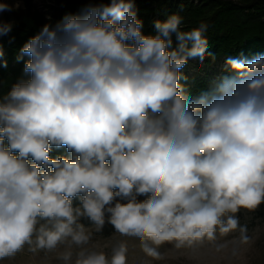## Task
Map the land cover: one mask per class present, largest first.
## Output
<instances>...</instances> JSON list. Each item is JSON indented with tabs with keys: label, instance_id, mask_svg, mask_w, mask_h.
Listing matches in <instances>:
<instances>
[{
	"label": "clouds",
	"instance_id": "9594fccd",
	"mask_svg": "<svg viewBox=\"0 0 264 264\" xmlns=\"http://www.w3.org/2000/svg\"><path fill=\"white\" fill-rule=\"evenodd\" d=\"M183 25L174 14L146 35L135 0H89L22 46L0 95V260L67 242L65 264H127L124 242L110 257L89 246L106 223L157 260L166 243L250 242L239 213L264 204V54L227 56L194 96L182 69L216 57L207 23ZM13 26L0 18V37Z\"/></svg>",
	"mask_w": 264,
	"mask_h": 264
},
{
	"label": "trees",
	"instance_id": "16d2710c",
	"mask_svg": "<svg viewBox=\"0 0 264 264\" xmlns=\"http://www.w3.org/2000/svg\"><path fill=\"white\" fill-rule=\"evenodd\" d=\"M198 1L196 4L194 0H135V9L138 18L143 21V31L146 35L155 34V21H166L174 14L184 18V30L197 27L202 21L207 23L205 35L209 51L215 55L216 60L213 62L209 57L201 63L196 59L199 65L212 66L222 63L227 56L243 55L252 58L256 54H264V0H242L238 4L226 0ZM88 2L89 0H62L60 7L55 9L51 16L35 10L31 3L27 2L24 9L14 13L12 31L0 37L4 53H10L7 59H12L14 53L20 50L44 24H55L68 13L76 14ZM190 60L182 69L187 80L181 82L194 96L201 91H210V83L207 80L189 75ZM7 75L8 69L0 68V78ZM57 155H67V152L64 148L54 150L53 158ZM144 198L142 197V200ZM75 203L78 204V201ZM261 206L264 207V204ZM114 233V228L107 223L100 232L104 237H110Z\"/></svg>",
	"mask_w": 264,
	"mask_h": 264
},
{
	"label": "rangeland",
	"instance_id": "374dc122",
	"mask_svg": "<svg viewBox=\"0 0 264 264\" xmlns=\"http://www.w3.org/2000/svg\"><path fill=\"white\" fill-rule=\"evenodd\" d=\"M196 4L198 0H194ZM240 3L242 0H226ZM14 3L16 0H0V3ZM27 2H30L35 10L51 16L55 9L60 7L62 0H19V6L12 12L0 14L5 22L14 23L13 15L19 9H24ZM19 51L14 53L12 59H7L9 52L4 53L3 59L7 61L8 75L0 78V95L6 94L11 85L23 75V61L17 63L16 56ZM25 59H27L25 57ZM196 59H191L189 64V75L191 77L203 78L210 83V88L214 86L218 78L227 75L223 71L224 61L212 66L205 64L199 65ZM200 67V68H199ZM142 200V197H139ZM240 223L246 225L247 236L250 238L248 244H243L239 239V232L231 233L228 236H219L217 240L209 242L194 243L192 246H184L176 249L173 244H164L158 248L161 259H153L147 256L142 248L141 242L137 237L121 236L115 232L110 237H104L100 233L93 232L89 246H95L111 256L112 248L124 242L127 245V264H264V207L261 205L254 211L241 209L239 213ZM86 227L92 228V224L86 218L80 221ZM89 222V223H87ZM43 223V222H41ZM25 245L24 248L14 256L0 260V264H65L60 256L67 250L73 251V261L75 252L78 250L75 245L69 249L67 242L59 244L55 249H35Z\"/></svg>",
	"mask_w": 264,
	"mask_h": 264
}]
</instances>
